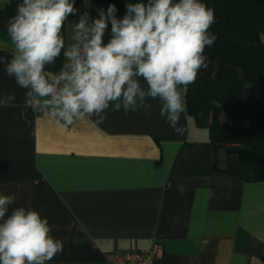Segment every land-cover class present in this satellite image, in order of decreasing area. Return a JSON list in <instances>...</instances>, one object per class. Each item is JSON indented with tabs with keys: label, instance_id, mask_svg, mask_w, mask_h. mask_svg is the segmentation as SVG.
Wrapping results in <instances>:
<instances>
[{
	"label": "crops",
	"instance_id": "obj_1",
	"mask_svg": "<svg viewBox=\"0 0 264 264\" xmlns=\"http://www.w3.org/2000/svg\"><path fill=\"white\" fill-rule=\"evenodd\" d=\"M16 3L0 0V58L11 56L6 21ZM75 6L88 11L83 0ZM62 64L61 56L52 70ZM5 92L16 100L0 108V192L16 196L11 208L48 219L63 241L50 264H108L111 253L154 243L163 254L153 264H264V182L217 172L223 151L185 112L183 135L160 117L159 100H150L151 115L109 111L99 125L86 118L65 128L31 109L26 122V90L0 63Z\"/></svg>",
	"mask_w": 264,
	"mask_h": 264
},
{
	"label": "clouds",
	"instance_id": "obj_2",
	"mask_svg": "<svg viewBox=\"0 0 264 264\" xmlns=\"http://www.w3.org/2000/svg\"><path fill=\"white\" fill-rule=\"evenodd\" d=\"M75 5L17 0L6 21L12 52L0 63L26 90L20 118L27 122L31 109L65 128L86 118L99 125L109 111L151 115L150 100H159L160 117L183 135L184 91L208 67L206 49L218 38L210 31L214 9L204 0H136L125 3L118 17L115 3L95 16ZM61 56L62 67L53 71ZM15 100L14 92L0 94V108ZM15 202L14 194L0 192V264H50L63 252V241L39 211L11 208Z\"/></svg>",
	"mask_w": 264,
	"mask_h": 264
},
{
	"label": "trees",
	"instance_id": "obj_3",
	"mask_svg": "<svg viewBox=\"0 0 264 264\" xmlns=\"http://www.w3.org/2000/svg\"><path fill=\"white\" fill-rule=\"evenodd\" d=\"M136 0H88L93 16L115 3ZM215 11L206 49L208 67L184 91L185 114L205 129L224 166L215 170L244 182H264V0H204Z\"/></svg>",
	"mask_w": 264,
	"mask_h": 264
},
{
	"label": "built area",
	"instance_id": "obj_4",
	"mask_svg": "<svg viewBox=\"0 0 264 264\" xmlns=\"http://www.w3.org/2000/svg\"><path fill=\"white\" fill-rule=\"evenodd\" d=\"M37 113H39L37 111ZM163 254L159 244L154 243L147 252L127 251L106 256L108 264H153Z\"/></svg>",
	"mask_w": 264,
	"mask_h": 264
},
{
	"label": "rangeland",
	"instance_id": "obj_5",
	"mask_svg": "<svg viewBox=\"0 0 264 264\" xmlns=\"http://www.w3.org/2000/svg\"><path fill=\"white\" fill-rule=\"evenodd\" d=\"M219 159H221V160H219L220 162L223 161L222 163H224V160H223L224 158L222 159V158H221V155L219 156Z\"/></svg>",
	"mask_w": 264,
	"mask_h": 264
}]
</instances>
